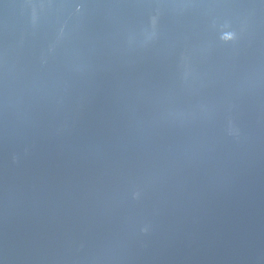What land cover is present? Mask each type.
<instances>
[{
    "label": "water",
    "instance_id": "95a60500",
    "mask_svg": "<svg viewBox=\"0 0 264 264\" xmlns=\"http://www.w3.org/2000/svg\"><path fill=\"white\" fill-rule=\"evenodd\" d=\"M0 264H264V0H0Z\"/></svg>",
    "mask_w": 264,
    "mask_h": 264
}]
</instances>
